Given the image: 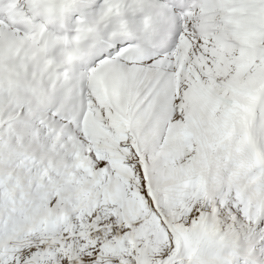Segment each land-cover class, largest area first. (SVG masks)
Segmentation results:
<instances>
[{"label": "snow or ice", "instance_id": "1", "mask_svg": "<svg viewBox=\"0 0 264 264\" xmlns=\"http://www.w3.org/2000/svg\"><path fill=\"white\" fill-rule=\"evenodd\" d=\"M0 264H264V0H0Z\"/></svg>", "mask_w": 264, "mask_h": 264}]
</instances>
